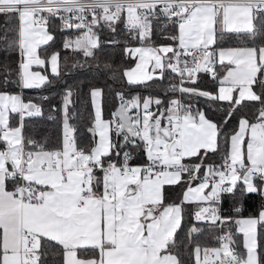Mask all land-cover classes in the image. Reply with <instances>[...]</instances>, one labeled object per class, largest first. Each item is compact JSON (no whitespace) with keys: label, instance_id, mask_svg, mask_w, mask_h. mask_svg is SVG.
<instances>
[{"label":"snow or ice","instance_id":"snow-or-ice-1","mask_svg":"<svg viewBox=\"0 0 264 264\" xmlns=\"http://www.w3.org/2000/svg\"><path fill=\"white\" fill-rule=\"evenodd\" d=\"M120 44L134 66L98 55ZM0 57V264H264V202L241 215L264 201V0H0ZM73 70L147 94L115 91L106 117L90 86L85 141ZM57 83L40 140L50 97L24 90Z\"/></svg>","mask_w":264,"mask_h":264},{"label":"trees","instance_id":"trees-1","mask_svg":"<svg viewBox=\"0 0 264 264\" xmlns=\"http://www.w3.org/2000/svg\"><path fill=\"white\" fill-rule=\"evenodd\" d=\"M109 38V34L106 32L102 39ZM119 38V37H117ZM157 41H159V36L155 37ZM135 43V42H133ZM56 50L61 51L62 56H70L69 53L65 52L62 49V36H56V44L54 45ZM102 60L108 61L113 65L117 66L118 68H124L128 66H132L134 62L125 57L123 54V44L116 45V46H109L105 45L102 52H100ZM2 59V57H0ZM63 80L66 81L68 84L73 85L76 89V95L74 96L75 100V110L78 111L79 117L73 121L78 126V134L82 140L89 139V133L87 132L88 122L91 117L92 107L90 102V97L88 95L89 87L95 86L104 89L105 96H104V110L105 115L110 116V113L114 110L115 107V99L113 93L117 90H122L125 92H135L140 91L143 94H147L142 87H130L127 85L126 80L122 78L119 73L117 72L116 75H113L110 72L100 71V72H90V71H83V70H73L68 72L64 75ZM169 78L166 75L163 82L156 81L152 84V93L153 94H163L166 90V87L169 83ZM211 85L208 83L207 77H204L203 82L200 84V87H210ZM61 90V85L57 83L55 88H46L43 90H24V95L26 98H36L38 101L43 95H48L50 97V101L43 102L45 108V115L42 118H35L30 121L27 125V133L29 135L34 136L37 139L43 140L45 137H53L58 133V127L52 121L47 119L49 114L50 104L55 103L59 105V96L56 95ZM200 107H206L204 105V101H200ZM216 115L215 119L219 120L221 118V111L219 108L215 109ZM236 120L233 119L229 127L234 125ZM262 198L258 195L251 194L248 197H245L242 204V213L241 215H251L258 212ZM232 201L231 199L226 200L223 207L225 210V214H228L231 211ZM191 220L190 217H186L185 221V228L184 231L179 233V239L183 240L185 231L189 226V221ZM204 227V225H200ZM200 242H207L208 234L206 233L204 236L199 237Z\"/></svg>","mask_w":264,"mask_h":264},{"label":"crops","instance_id":"crops-1","mask_svg":"<svg viewBox=\"0 0 264 264\" xmlns=\"http://www.w3.org/2000/svg\"><path fill=\"white\" fill-rule=\"evenodd\" d=\"M137 46H138V45H137ZM133 65H134V64H133ZM133 65H132V66H133ZM105 116H106V115H105ZM106 117H108V116H106ZM175 195H176L175 193L171 194V198H175ZM246 216H248V215H246Z\"/></svg>","mask_w":264,"mask_h":264},{"label":"rangeland","instance_id":"rangeland-1","mask_svg":"<svg viewBox=\"0 0 264 264\" xmlns=\"http://www.w3.org/2000/svg\"><path fill=\"white\" fill-rule=\"evenodd\" d=\"M134 66V65H133Z\"/></svg>","mask_w":264,"mask_h":264}]
</instances>
